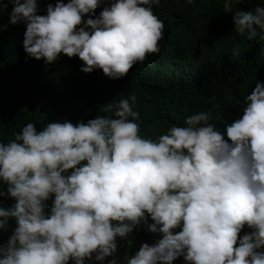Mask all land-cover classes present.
Returning <instances> with one entry per match:
<instances>
[{"label":"clouds","instance_id":"1","mask_svg":"<svg viewBox=\"0 0 264 264\" xmlns=\"http://www.w3.org/2000/svg\"><path fill=\"white\" fill-rule=\"evenodd\" d=\"M159 2L112 0L95 16L102 0H57L46 15L38 14L37 0H11L9 22L26 24L30 57L51 63L78 55L82 71L121 78L160 52L165 25L153 11ZM233 5L224 0L223 8L233 12ZM7 7L0 3V12ZM233 19L242 36L264 39V6L237 9ZM232 54L240 55L239 45ZM136 100L108 103L103 109L111 115L86 123L57 120L38 129L28 122L14 139L0 141V182L7 185L0 196L15 198L0 207V229L9 218L17 225L0 244V264L103 262L117 252L116 238L142 221L163 238L142 243L126 264H172L181 256L192 264H264V82L224 132L200 111L156 139L144 137ZM245 225L253 231L241 237Z\"/></svg>","mask_w":264,"mask_h":264},{"label":"trees","instance_id":"2","mask_svg":"<svg viewBox=\"0 0 264 264\" xmlns=\"http://www.w3.org/2000/svg\"><path fill=\"white\" fill-rule=\"evenodd\" d=\"M111 2L102 0L95 16ZM0 3L8 5L0 12V141L5 143L28 122L38 129L57 120L86 123L97 115H111L104 112V105H115L132 95L137 97L134 110L139 112L144 137L156 139L173 124L184 126L187 116L200 111L210 112L209 123L224 132L227 124L243 114L245 98L256 83L264 82V39L242 36L234 30L233 19L235 10H253L257 5L264 6V0H234L233 12L224 10V0H160L153 5L154 14L165 25L160 52L149 53L121 78H109L99 68L82 71L84 62L78 55L61 54L51 63L30 57L23 47L26 24L10 23L13 4L11 0ZM50 3L55 5L57 0H37L38 14L46 15ZM89 15L85 14V19ZM237 45L239 56L232 54ZM0 191L7 192V185L0 182ZM53 200L54 195L46 201V212ZM14 203L10 195L0 196V207ZM146 216L147 223H153L150 215ZM16 226L15 218H9L6 229H0V244L7 241ZM180 230L182 226L173 231ZM251 231L245 225L238 235ZM162 238V233L148 231L142 221L126 238L116 239L117 244L120 239L127 240L134 256L142 243L152 245ZM117 246L114 256L103 262L93 259L89 264H108L113 258H117V264H126L129 256L120 253ZM260 250L264 251V246ZM68 264L73 261L70 259ZM172 264L192 262L181 256Z\"/></svg>","mask_w":264,"mask_h":264},{"label":"rangeland","instance_id":"3","mask_svg":"<svg viewBox=\"0 0 264 264\" xmlns=\"http://www.w3.org/2000/svg\"><path fill=\"white\" fill-rule=\"evenodd\" d=\"M119 245V252H124L126 254H128V256H132V251L129 250L130 249V243L125 240V241H122V239L118 240V244ZM116 254V253H115ZM117 260V258H116Z\"/></svg>","mask_w":264,"mask_h":264}]
</instances>
